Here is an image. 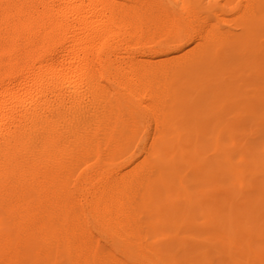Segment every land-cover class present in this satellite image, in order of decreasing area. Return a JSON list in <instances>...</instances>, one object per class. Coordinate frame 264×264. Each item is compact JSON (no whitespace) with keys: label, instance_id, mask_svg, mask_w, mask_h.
<instances>
[{"label":"bare ground","instance_id":"1","mask_svg":"<svg viewBox=\"0 0 264 264\" xmlns=\"http://www.w3.org/2000/svg\"><path fill=\"white\" fill-rule=\"evenodd\" d=\"M0 264H264V0H0Z\"/></svg>","mask_w":264,"mask_h":264}]
</instances>
